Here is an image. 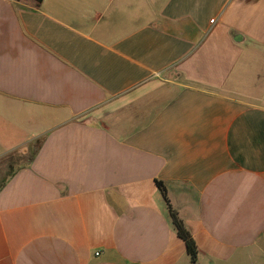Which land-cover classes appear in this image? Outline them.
Segmentation results:
<instances>
[{"label":"crops","instance_id":"1","mask_svg":"<svg viewBox=\"0 0 264 264\" xmlns=\"http://www.w3.org/2000/svg\"><path fill=\"white\" fill-rule=\"evenodd\" d=\"M0 178V264H264V0H0Z\"/></svg>","mask_w":264,"mask_h":264},{"label":"trees","instance_id":"2","mask_svg":"<svg viewBox=\"0 0 264 264\" xmlns=\"http://www.w3.org/2000/svg\"><path fill=\"white\" fill-rule=\"evenodd\" d=\"M36 1L38 3H42L43 2V0H36ZM39 146H40V144H39V141H38L36 143V149L39 148ZM36 149H35L34 153H36ZM157 184L160 187V189L162 190L164 198L168 202V205H169V208H170V213H171V216H172V219H173V223H174V226L176 227L178 235L185 241L188 253L191 256L192 261L195 262L197 260V257H198L197 244H196L195 240L193 239L192 235L190 234V232L188 231V229L186 228V226H185L184 222L182 221V219L179 218L177 212L171 207V205L169 203V200L167 198L166 189H165L163 183L162 182H157Z\"/></svg>","mask_w":264,"mask_h":264},{"label":"rangeland","instance_id":"3","mask_svg":"<svg viewBox=\"0 0 264 264\" xmlns=\"http://www.w3.org/2000/svg\"><path fill=\"white\" fill-rule=\"evenodd\" d=\"M35 149H36V144H33V145L31 146V148H30L29 153H28V156H29V157H31V155L34 153ZM25 157H27V156H25ZM15 159H16L15 164H16V163H17V164H21L22 162L24 163V162L27 161V158H24L25 160H23L22 162H21V161L17 162V157H16ZM3 180H4V179H1V178H0V184L2 183Z\"/></svg>","mask_w":264,"mask_h":264},{"label":"built area","instance_id":"4","mask_svg":"<svg viewBox=\"0 0 264 264\" xmlns=\"http://www.w3.org/2000/svg\"><path fill=\"white\" fill-rule=\"evenodd\" d=\"M212 23H214V20H211Z\"/></svg>","mask_w":264,"mask_h":264}]
</instances>
